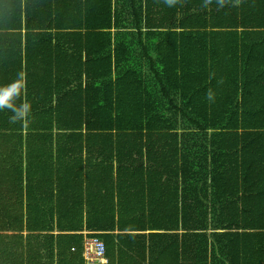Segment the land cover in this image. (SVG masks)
I'll return each mask as SVG.
<instances>
[{
	"label": "trees",
	"instance_id": "1",
	"mask_svg": "<svg viewBox=\"0 0 264 264\" xmlns=\"http://www.w3.org/2000/svg\"><path fill=\"white\" fill-rule=\"evenodd\" d=\"M89 238L264 264V0H0V264Z\"/></svg>",
	"mask_w": 264,
	"mask_h": 264
},
{
	"label": "built area",
	"instance_id": "2",
	"mask_svg": "<svg viewBox=\"0 0 264 264\" xmlns=\"http://www.w3.org/2000/svg\"><path fill=\"white\" fill-rule=\"evenodd\" d=\"M106 247L103 241L98 238H89L85 242V252L84 256L86 259V264H97V260H101L106 263V260L101 257L104 255Z\"/></svg>",
	"mask_w": 264,
	"mask_h": 264
},
{
	"label": "clouds",
	"instance_id": "3",
	"mask_svg": "<svg viewBox=\"0 0 264 264\" xmlns=\"http://www.w3.org/2000/svg\"><path fill=\"white\" fill-rule=\"evenodd\" d=\"M166 2L168 3L169 6H172V4H173V0H166Z\"/></svg>",
	"mask_w": 264,
	"mask_h": 264
}]
</instances>
